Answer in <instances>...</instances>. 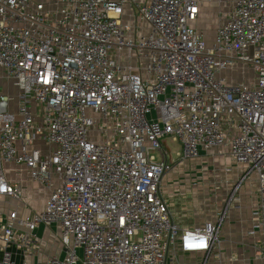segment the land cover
I'll return each instance as SVG.
<instances>
[{
    "label": "built area",
    "instance_id": "built-area-1",
    "mask_svg": "<svg viewBox=\"0 0 264 264\" xmlns=\"http://www.w3.org/2000/svg\"><path fill=\"white\" fill-rule=\"evenodd\" d=\"M206 1L221 2L0 0V71L18 90L13 107L0 91V198L22 202L5 163L51 190L42 211L5 215L0 264L37 257L40 227L62 256L37 264H208L218 225L177 226L161 184L212 150L257 182L264 261V0H234L211 43L196 29ZM238 63L252 83L220 77Z\"/></svg>",
    "mask_w": 264,
    "mask_h": 264
},
{
    "label": "rangeland",
    "instance_id": "rangeland-1",
    "mask_svg": "<svg viewBox=\"0 0 264 264\" xmlns=\"http://www.w3.org/2000/svg\"><path fill=\"white\" fill-rule=\"evenodd\" d=\"M233 1L221 0L220 3L204 2L202 15L196 22V29L203 32L207 43H211L212 41V36L219 22V14L229 10ZM220 77L229 81V83H240L244 80H246V83L253 82V74L250 68L240 63L235 66V70L233 71L226 70L221 72ZM0 91L7 92L13 97L11 103L13 107L18 90L11 80L1 74V71ZM164 140H166L167 145L171 148L170 155L172 159L174 161L177 160L176 153L179 151L180 143L174 141L173 138H166ZM225 157L215 152L209 153L207 156L190 160L187 164L178 167L176 171L166 174L163 178L165 180L163 183L164 195L168 202L169 210L176 225L180 228L202 226L206 222L220 220L221 214L218 213L220 204L234 188V177H224L220 172L223 166L230 164ZM17 176L18 174L14 175L13 178ZM247 178L250 177H246L244 180ZM242 181L243 177H237V188ZM247 181L250 184H254L253 178ZM249 190L251 189L249 188ZM29 208L32 210L31 206L27 208L23 202L1 198L0 223L9 211L16 210L19 217H24ZM42 236L43 240L41 239V244H39L42 259L44 260L50 256H60L62 254V246L58 242L57 230L46 227L43 229ZM183 264L190 263L184 262Z\"/></svg>",
    "mask_w": 264,
    "mask_h": 264
},
{
    "label": "crops",
    "instance_id": "crops-1",
    "mask_svg": "<svg viewBox=\"0 0 264 264\" xmlns=\"http://www.w3.org/2000/svg\"><path fill=\"white\" fill-rule=\"evenodd\" d=\"M244 81L246 82V80ZM3 93L8 94L7 92H3ZM165 146L166 148H168L171 154V148L169 147V145H167V142L165 143ZM39 147L45 153L51 150V147L46 144H41ZM212 152L217 153L214 150L203 152L201 153L200 157L207 156L209 153L212 154ZM220 155L226 156L224 154H220ZM227 157L228 156H226L225 158L227 162L229 161L230 164L228 166L227 165L223 166L220 169V172L224 177H228V178L234 177V188L236 187V192L233 197L232 203L234 201L235 203L233 204V206L227 203L229 201L230 194L234 189L233 188L230 194L220 204V210L218 212L221 214L220 220L216 222H211L213 224L218 223V230H219L218 239L220 246H219V250H217L216 252L212 253L209 256L208 264H264L261 255V245H262L261 236L258 232L254 234L249 233L251 228L252 212L259 205V193L257 188V182L255 181L253 176H250V178H247L245 180L243 179V181L239 183V186L237 188V177L239 178L242 177L243 170L240 167L236 166ZM189 161L177 162L172 172L176 171L178 167L187 164ZM2 168L6 180L20 187L22 192V202L24 203V205L27 208L31 206L32 210L29 208L27 214H32L35 212L42 211L44 209V206L50 195L51 190L34 182L29 177L28 170L24 166L15 165L12 163H5L3 164ZM225 168H230V172L226 173L224 171ZM16 174H18V176L13 178V176ZM251 178L254 179V184H250V182L247 181ZM163 180L161 184L162 195L166 200L163 189L164 188L163 183L165 182V180L164 181ZM55 184H57V181L54 179L53 186H55ZM249 188L251 190H249ZM34 201L36 202V204H34L35 203ZM170 214L172 216L171 212ZM197 226H192L184 229H192ZM43 229L44 228L40 227L36 232L39 239V244H41V239L43 238L42 236ZM201 259H202V255L181 257V260L183 262H189L190 264H198L201 261ZM16 260L18 261V263H21L23 261V257L17 255ZM44 260L39 254L35 258L30 257L25 259V262L27 264H37V262H42Z\"/></svg>",
    "mask_w": 264,
    "mask_h": 264
}]
</instances>
